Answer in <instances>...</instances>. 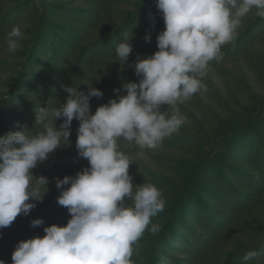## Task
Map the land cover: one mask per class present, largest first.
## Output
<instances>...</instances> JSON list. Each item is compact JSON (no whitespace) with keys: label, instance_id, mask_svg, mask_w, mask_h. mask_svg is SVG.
Masks as SVG:
<instances>
[{"label":"rangeland","instance_id":"374dc122","mask_svg":"<svg viewBox=\"0 0 264 264\" xmlns=\"http://www.w3.org/2000/svg\"><path fill=\"white\" fill-rule=\"evenodd\" d=\"M13 25L24 35L9 53L5 41ZM164 28L155 0H0V136L19 131L17 123L31 129L33 106L64 103L61 85L87 92L83 83L91 82L99 89L102 97L90 98L92 113L126 94L113 89L138 83L139 77L119 63L116 46L130 43L128 64H134L137 53L145 58L158 50L156 37ZM221 52L223 59L210 61L202 78L206 90L178 104L186 119L176 133L153 149L118 140L133 161L128 169L133 184H154L166 201L152 218L161 230L153 234L150 224L134 245L135 264H245L243 257L252 250L258 255L246 264H264V17L253 9ZM161 111L171 115L174 109L162 105ZM78 125L73 119L68 146L32 169L34 177L48 179L45 209L60 194L55 178L89 167L77 154ZM39 215L34 208L20 222L30 226L23 240L42 238L44 227L53 225L48 213ZM37 218L44 224L33 228L30 222ZM70 218L62 216L58 226ZM17 220L0 228V242L11 244L10 253L19 238Z\"/></svg>","mask_w":264,"mask_h":264},{"label":"clouds","instance_id":"9594fccd","mask_svg":"<svg viewBox=\"0 0 264 264\" xmlns=\"http://www.w3.org/2000/svg\"><path fill=\"white\" fill-rule=\"evenodd\" d=\"M155 5L165 25L156 37L158 50L145 58L137 53L134 64H128L132 45L121 42L115 48L119 63L133 67L139 77L138 83L113 89L126 94L110 98L92 113L90 98L102 97L99 89L91 82L83 83L87 92L61 85L67 93L64 103L37 107L33 127L38 130L17 123L19 131L0 136V228L20 214L27 216L35 201L43 199L48 179L34 177L32 169L70 144L73 119L79 121L77 154L89 164L75 176L54 180L60 190L57 202L71 215L66 226L53 224L44 227L42 238L17 242L12 264H135L134 245L145 230L150 224L153 234L161 230L152 218L164 211L166 201L154 184H133L128 171L133 161L118 140L153 149L176 133L186 119L178 104L206 90L202 78L209 62L223 59L222 46L235 39L253 9L264 17V0H155ZM23 35L19 25L11 27L5 41L9 53L20 47ZM145 40L150 42V37L145 35ZM162 105L174 112L161 111ZM30 224L35 228L44 221L37 218ZM257 255L247 252L245 264ZM0 264L5 261L0 259Z\"/></svg>","mask_w":264,"mask_h":264},{"label":"trees","instance_id":"16d2710c","mask_svg":"<svg viewBox=\"0 0 264 264\" xmlns=\"http://www.w3.org/2000/svg\"><path fill=\"white\" fill-rule=\"evenodd\" d=\"M17 81L18 80L15 79L14 80L15 84L13 85V92H15V93H17V91L14 89V87H17V85H18ZM33 108L37 109L35 106H33ZM0 113H1V109H0ZM68 156H69V154H68ZM66 170H67V168H65L63 171H66ZM58 195H55L54 197L50 198L49 205H48V207L46 209L44 207L46 203L45 202H41V201H35L36 207H34V208H37V210H39L40 215H42L43 212L44 213H48L49 216H50L49 218L52 220V223L54 225H57V226L61 223L62 216L63 217L70 216V213L68 212L67 208L58 204V202H57ZM205 207L207 208V205H205ZM17 219L18 220L16 222H18L19 224H20V222L24 224V222L27 221L26 216L23 215V214L18 215ZM21 225L22 224H20L17 229L14 228L16 231L13 230L14 234H17L16 237H19L18 240H17L18 242L19 241H23V238L25 237L26 233L29 230L28 227H30V226L25 227V226H21ZM13 231H11L10 233L13 234ZM2 233H3V230L0 229V238L2 237ZM10 247H11L10 243H8V242H0V259L4 260L5 264H12L11 255L9 256V254H12V253L9 252ZM14 248H12V250H14Z\"/></svg>","mask_w":264,"mask_h":264}]
</instances>
